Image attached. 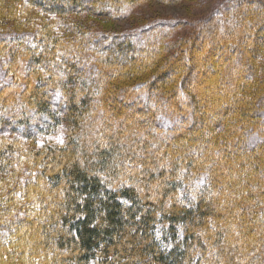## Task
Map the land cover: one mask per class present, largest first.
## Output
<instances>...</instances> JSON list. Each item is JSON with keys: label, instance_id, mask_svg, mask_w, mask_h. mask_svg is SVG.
Masks as SVG:
<instances>
[{"label": "trees", "instance_id": "1", "mask_svg": "<svg viewBox=\"0 0 264 264\" xmlns=\"http://www.w3.org/2000/svg\"><path fill=\"white\" fill-rule=\"evenodd\" d=\"M151 1L0 0V264H264V0Z\"/></svg>", "mask_w": 264, "mask_h": 264}, {"label": "rangeland", "instance_id": "2", "mask_svg": "<svg viewBox=\"0 0 264 264\" xmlns=\"http://www.w3.org/2000/svg\"><path fill=\"white\" fill-rule=\"evenodd\" d=\"M221 0H184L178 4H164L158 0H152L144 5H141L135 9L132 15L124 19H117L111 22V26L106 27L108 30L123 31L129 30L134 27L140 26L145 22H149L154 19L166 20L174 19L181 24L191 28L194 20H198L206 16ZM223 1V0H222ZM90 21V20H89ZM88 21V23H89ZM90 24V23H89ZM99 25V23H97ZM95 26V25H94ZM94 28H97L96 26ZM99 28L101 26L99 25ZM242 28V27H241ZM242 29L233 31V35H240ZM246 32V31H245ZM181 32L178 31L177 35ZM244 33V32H243ZM261 39L258 40V45H261ZM239 73V72H238ZM237 74V73H235ZM207 75V79L209 78ZM202 83V80L200 81ZM206 82V80H205ZM229 90V89H228ZM135 114L133 110L127 113L128 117L131 118ZM159 238H162L161 232H159ZM162 243H165L162 240Z\"/></svg>", "mask_w": 264, "mask_h": 264}]
</instances>
